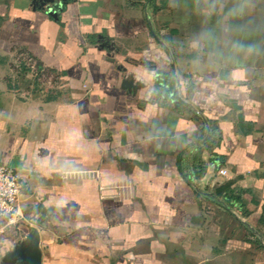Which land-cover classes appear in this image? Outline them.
I'll use <instances>...</instances> for the list:
<instances>
[{
  "label": "crops",
  "instance_id": "crops-1",
  "mask_svg": "<svg viewBox=\"0 0 264 264\" xmlns=\"http://www.w3.org/2000/svg\"><path fill=\"white\" fill-rule=\"evenodd\" d=\"M57 1L0 0L41 264H264V0Z\"/></svg>",
  "mask_w": 264,
  "mask_h": 264
},
{
  "label": "built area",
  "instance_id": "built-area-1",
  "mask_svg": "<svg viewBox=\"0 0 264 264\" xmlns=\"http://www.w3.org/2000/svg\"><path fill=\"white\" fill-rule=\"evenodd\" d=\"M224 173V170L219 171L221 175ZM20 193L21 184L17 172L9 165L0 162V222L16 215L21 217L17 212Z\"/></svg>",
  "mask_w": 264,
  "mask_h": 264
},
{
  "label": "rangeland",
  "instance_id": "rangeland-1",
  "mask_svg": "<svg viewBox=\"0 0 264 264\" xmlns=\"http://www.w3.org/2000/svg\"><path fill=\"white\" fill-rule=\"evenodd\" d=\"M28 69L21 68V71L27 73ZM32 81V77L27 79ZM21 217L16 215L9 220L0 222V264H15L14 252L20 247L21 237L26 238L28 236L27 227L25 224L20 223ZM24 232V234H22ZM26 236V237H25ZM24 240V239H23ZM22 240V241H23Z\"/></svg>",
  "mask_w": 264,
  "mask_h": 264
},
{
  "label": "water",
  "instance_id": "water-1",
  "mask_svg": "<svg viewBox=\"0 0 264 264\" xmlns=\"http://www.w3.org/2000/svg\"><path fill=\"white\" fill-rule=\"evenodd\" d=\"M46 13L57 18L55 7L61 8L57 0H39ZM39 236L36 229H32L28 236L20 242V247L14 252L15 264H41V254L38 246Z\"/></svg>",
  "mask_w": 264,
  "mask_h": 264
},
{
  "label": "trees",
  "instance_id": "trees-1",
  "mask_svg": "<svg viewBox=\"0 0 264 264\" xmlns=\"http://www.w3.org/2000/svg\"><path fill=\"white\" fill-rule=\"evenodd\" d=\"M231 195H232V193L229 195V197H230V198H233V197H231ZM223 202H224V201H223ZM225 205H226V204H225Z\"/></svg>",
  "mask_w": 264,
  "mask_h": 264
}]
</instances>
